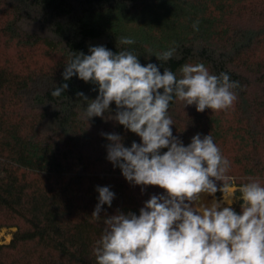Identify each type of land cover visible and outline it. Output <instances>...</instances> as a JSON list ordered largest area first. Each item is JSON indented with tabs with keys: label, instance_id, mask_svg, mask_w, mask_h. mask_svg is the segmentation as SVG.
<instances>
[{
	"label": "trees",
	"instance_id": "trees-1",
	"mask_svg": "<svg viewBox=\"0 0 264 264\" xmlns=\"http://www.w3.org/2000/svg\"><path fill=\"white\" fill-rule=\"evenodd\" d=\"M122 37L135 43L120 44ZM100 45L130 51L161 74L167 67L179 77L183 64L203 63L238 82L227 110L197 112L174 99L173 136L187 146L210 134L234 187L264 185V0H0V230L16 229L0 246V264H95L104 227L91 215L98 187L115 194L102 218L139 215L134 183L107 159L102 133L122 136L125 147L141 138L110 118L114 102L88 120L77 93L95 99L98 86L62 75L72 52L89 55ZM170 48L172 59L157 60Z\"/></svg>",
	"mask_w": 264,
	"mask_h": 264
},
{
	"label": "clouds",
	"instance_id": "clouds-1",
	"mask_svg": "<svg viewBox=\"0 0 264 264\" xmlns=\"http://www.w3.org/2000/svg\"><path fill=\"white\" fill-rule=\"evenodd\" d=\"M119 43L135 41L122 37ZM89 52H72L62 74L65 81L76 75L98 86L95 99L77 93L87 104L86 118H103L114 102L117 111L110 118L141 138L125 147L122 136L102 133L110 142L107 159L128 182L166 193L152 195L139 215L117 212L102 218V206L111 207L115 194L98 187L91 215L104 227L93 247L95 264H264V185L252 180L234 187L226 175L229 161L212 136L197 133L185 146L173 136L168 114L174 99L195 105L197 112L227 110L237 100L239 83L225 72L212 74L203 63L183 64L177 77L167 67L161 74L156 64L142 65L130 51L113 53L100 45ZM175 53L170 48L155 56L167 62ZM67 88L64 83L51 95L59 97ZM161 149L167 151L161 154ZM217 191L222 200L197 203L201 194L214 197ZM234 201H242L239 212Z\"/></svg>",
	"mask_w": 264,
	"mask_h": 264
},
{
	"label": "rangeland",
	"instance_id": "rangeland-1",
	"mask_svg": "<svg viewBox=\"0 0 264 264\" xmlns=\"http://www.w3.org/2000/svg\"><path fill=\"white\" fill-rule=\"evenodd\" d=\"M4 48V47H3ZM4 52L10 53L11 51H7L6 49ZM132 190L140 202V205L143 207L145 202L152 196V195H166L163 189L159 188L158 186H140V185H132ZM210 199H216L217 201L222 200V193L217 191L215 196L209 195ZM240 201H234L232 206L239 205ZM227 206V205H223ZM16 229H2L0 230V246L4 244H9L13 238V234Z\"/></svg>",
	"mask_w": 264,
	"mask_h": 264
},
{
	"label": "bare ground",
	"instance_id": "bare-ground-1",
	"mask_svg": "<svg viewBox=\"0 0 264 264\" xmlns=\"http://www.w3.org/2000/svg\"><path fill=\"white\" fill-rule=\"evenodd\" d=\"M213 200L210 199V196L208 194H201L199 200L197 201V203H203V204H206V205H210L211 202Z\"/></svg>",
	"mask_w": 264,
	"mask_h": 264
}]
</instances>
